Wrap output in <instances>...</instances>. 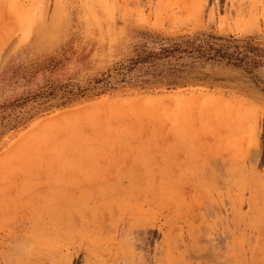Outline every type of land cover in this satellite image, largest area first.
<instances>
[{
	"label": "rangeland",
	"instance_id": "obj_1",
	"mask_svg": "<svg viewBox=\"0 0 264 264\" xmlns=\"http://www.w3.org/2000/svg\"><path fill=\"white\" fill-rule=\"evenodd\" d=\"M187 39L264 0H0V264H264V67L121 69Z\"/></svg>",
	"mask_w": 264,
	"mask_h": 264
},
{
	"label": "trees",
	"instance_id": "obj_2",
	"mask_svg": "<svg viewBox=\"0 0 264 264\" xmlns=\"http://www.w3.org/2000/svg\"><path fill=\"white\" fill-rule=\"evenodd\" d=\"M226 41V44L219 45L209 40L187 39L181 44L173 43L162 47L158 52L142 51L121 69H125L128 73L137 70L141 73L138 76L139 83L149 84L164 77V73L156 68L157 62L168 60L177 53L187 54L189 58L194 59L225 62L227 65L243 69L248 74H252L257 68L264 67V49L253 47L248 41H244L242 45L234 44L230 40ZM121 76V82H123L124 74Z\"/></svg>",
	"mask_w": 264,
	"mask_h": 264
}]
</instances>
